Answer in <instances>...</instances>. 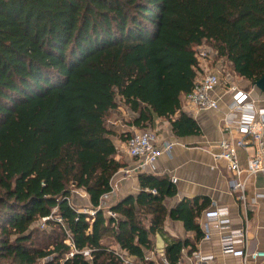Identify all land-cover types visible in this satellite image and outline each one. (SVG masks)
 Segmentation results:
<instances>
[{"label":"trees","instance_id":"16d2710c","mask_svg":"<svg viewBox=\"0 0 264 264\" xmlns=\"http://www.w3.org/2000/svg\"><path fill=\"white\" fill-rule=\"evenodd\" d=\"M203 45L253 85L264 0H0V264H152L168 218L202 239L206 202L170 207L167 175L139 174L136 196L99 207L126 166L109 127L121 104L135 129L159 117L177 137L200 134L182 96ZM74 190L94 216L71 203ZM167 241L168 264H179L190 241Z\"/></svg>","mask_w":264,"mask_h":264},{"label":"crops","instance_id":"0c3cea01","mask_svg":"<svg viewBox=\"0 0 264 264\" xmlns=\"http://www.w3.org/2000/svg\"><path fill=\"white\" fill-rule=\"evenodd\" d=\"M237 84L242 89L251 92L254 99L259 100L264 96L254 90L248 80L238 77ZM184 98L182 96V100ZM226 102L227 98L219 109L198 111L191 116L200 128V134L198 135L177 137L172 131L169 120L159 117H156L152 126H150L158 135V144L163 142L175 144L169 154L160 156L155 166L146 172L155 176L167 175L171 178V181L173 178L177 179L175 183L172 182L177 188L178 195L176 198L168 200L170 207L175 206L182 199L198 200L199 205L205 204L204 202L207 204V207L201 211V215L197 218L203 232L201 240L196 239L194 232L186 231L182 222L167 219L165 235L157 234L154 236L155 249L148 255L149 260L154 264H162V254L165 253L167 240L175 239L190 241L191 245L183 249L182 257L184 251L189 255L191 254L189 250L193 245L195 247L194 251L214 254L219 264H240L239 258L221 254V233L216 222L209 224L212 233L211 240H204V213L214 204L229 209L230 228L246 227L252 246L264 249V197L256 198V194L262 189L261 177L248 178L246 174H242L240 179L246 182L244 192L246 201H244L239 198L241 192L231 193L229 181L234 178V175L229 170L227 162L215 156L221 152L219 143L227 137L224 130V118L227 112ZM135 118L136 114L121 104L117 110L112 112L109 127L119 135L130 133L129 129H131V124ZM130 119L133 121L130 122ZM117 134L114 137L115 141L117 140ZM121 142L123 143L121 145L116 143L119 150L118 160L124 161L126 164L124 168H126L131 166L132 160L126 154V143ZM255 148V144L251 142L248 149L238 151L241 166L247 165L248 159L253 155ZM121 170L113 180L117 184L113 194V202L130 195L136 196L140 191L138 175L124 178ZM84 194L87 195L86 192ZM254 198L256 199L255 202ZM87 201L88 207H90V200L87 199ZM155 255H158L159 259H155Z\"/></svg>","mask_w":264,"mask_h":264},{"label":"built area","instance_id":"2783aa9c","mask_svg":"<svg viewBox=\"0 0 264 264\" xmlns=\"http://www.w3.org/2000/svg\"><path fill=\"white\" fill-rule=\"evenodd\" d=\"M200 60L196 69L193 90L185 96L182 110L192 116L198 111L217 110L227 98V112L224 118V130L227 137L219 143L221 152L216 158L224 159L234 178L229 181L231 193L241 192L239 198L246 201V182L241 181L242 174L248 178L260 176L262 189L256 198L264 197V96L254 99L252 93L244 90L231 79V75L221 78L217 68L208 67L215 52L207 45L196 48ZM223 61V60H221ZM210 68V69H209ZM214 69V71L212 70ZM127 139L126 154L132 160L129 167L123 168L124 178L146 173L153 168L164 154H169L174 147L172 142L157 143L156 132L146 129H135ZM256 146L247 165L241 166L238 151L248 149L250 143ZM174 183L176 178L172 180ZM112 192L104 195L99 208L108 209L117 186L112 182ZM155 193V191H154ZM256 199L254 198V202ZM94 216L95 211H83ZM107 215L115 216L111 211ZM204 240H211L210 223L216 222L221 233L220 252L223 256H232L240 259V264H264V249L253 247L248 237L246 227L230 228L229 209L214 204L204 213ZM73 254H71L72 256ZM84 255L90 257V251L85 250ZM147 259H150L149 257ZM162 264H168L162 254ZM179 264H219L212 253L194 251L190 255L185 251Z\"/></svg>","mask_w":264,"mask_h":264},{"label":"rangeland","instance_id":"374dc122","mask_svg":"<svg viewBox=\"0 0 264 264\" xmlns=\"http://www.w3.org/2000/svg\"><path fill=\"white\" fill-rule=\"evenodd\" d=\"M208 47H209V45H207ZM208 67H215V68H217L218 70H217V72L218 73H220V76H221V78H225L226 77V75H231V79H232V77H233V81H235V84L236 85H238L237 84V76L234 74V73H232V71L231 70H229V67L226 65V63L224 62V61H221V60H217L216 58H215V56H213L212 57V59L210 60V62H209V64H208ZM210 69V68H209ZM213 71H214V69H212ZM112 116V115H111ZM110 121V120H109ZM130 122H132L133 120L132 119H130L129 120ZM134 128H136V127H134V126H132L131 125V129H129L130 130V133H128L129 134V136L132 134L131 132L134 130ZM146 130H151L152 132H156L153 128H151V127H149V128H145ZM12 133H14L15 132V130H12L11 131ZM128 132V131H127ZM117 134V133H116ZM128 134H124V135H128ZM119 134H117V136H118ZM117 138V140L115 141V143H117V144H119V145H121V144H123L122 142H121V140L119 141V139H118V137H116ZM116 144V145H117ZM124 147H125V144H124ZM121 148V147H120ZM115 185H117L116 184V182H115ZM84 192L85 191H83L82 192V190H74L73 192H72V195H71V199H70V201H71V203L79 210V211H92V208H91V206L90 207H88V201H87V199H89L88 198V196L87 195H85L84 194ZM90 202V201H89ZM111 202H113V198H112V201ZM41 228H46V226H45V224H44V221H42V224H41V226H40ZM49 229V228H48ZM43 239V238H42ZM44 239H47V238H44ZM155 259H159V256L158 255H155ZM148 260V259H147ZM152 264H154V263H152Z\"/></svg>","mask_w":264,"mask_h":264},{"label":"water","instance_id":"95a60500","mask_svg":"<svg viewBox=\"0 0 264 264\" xmlns=\"http://www.w3.org/2000/svg\"><path fill=\"white\" fill-rule=\"evenodd\" d=\"M254 90L264 95V75L257 80L253 85Z\"/></svg>","mask_w":264,"mask_h":264}]
</instances>
